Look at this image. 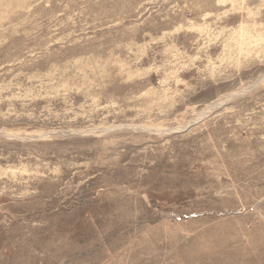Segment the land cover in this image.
<instances>
[{
    "label": "rangeland",
    "instance_id": "374dc122",
    "mask_svg": "<svg viewBox=\"0 0 264 264\" xmlns=\"http://www.w3.org/2000/svg\"><path fill=\"white\" fill-rule=\"evenodd\" d=\"M0 264H264V0H0Z\"/></svg>",
    "mask_w": 264,
    "mask_h": 264
}]
</instances>
